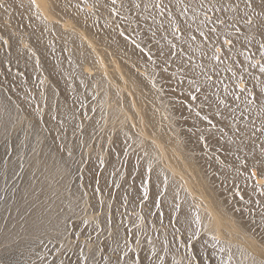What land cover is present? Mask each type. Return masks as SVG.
<instances>
[{"label": "rangeland", "instance_id": "obj_1", "mask_svg": "<svg viewBox=\"0 0 264 264\" xmlns=\"http://www.w3.org/2000/svg\"><path fill=\"white\" fill-rule=\"evenodd\" d=\"M247 3L248 0H115V3L106 0L105 5L110 8L106 6L107 11L101 14L103 19L93 24L96 31L103 33L105 27L114 28L123 34L119 43L128 37L132 49L125 51L119 44V52L110 47L111 44H101L97 34L93 36L100 41L97 45L105 50L103 53L109 63L107 51H113L112 57L120 63L124 62L123 58H130L139 68L154 72L155 88L169 101L168 109L183 117L182 124L179 118L172 124L176 128L182 126L185 137L199 141L202 150L214 148L224 156L229 168L225 171L227 185L233 187L234 183H241L250 198L241 199L242 190L234 195L240 198L238 202L250 218L260 219L264 212V165L256 164L255 176L252 172L264 147V92L261 91L264 72L260 70L264 66V48H261L264 34L257 27L261 18L255 14L260 12L256 0H252L251 7ZM55 12L58 24L70 18L61 10ZM5 16L0 9V22L5 21ZM249 19L251 24L247 23ZM53 37L58 39L54 34ZM105 37L110 39V36ZM68 50L69 47L57 49V57H54L55 52L52 55L41 48L39 59L50 58L54 63ZM16 69L27 80L22 84L17 81L15 86L30 87L25 92L33 93V98L59 85L54 81L55 74L49 75L48 84L43 86L38 79L29 77L25 69ZM3 74L4 71L0 75ZM190 84L193 89L187 87ZM10 87L13 88L12 83ZM199 95L209 98L201 102ZM193 96L196 99H192ZM101 98L72 103L82 125L86 122L78 128L81 132L77 130V135H66L60 122L51 124L50 132L46 127L41 136L33 135L32 142L36 138L38 144L25 152V159L29 157L31 165H37L43 181L36 184L34 191L27 192L22 202L10 189L9 192L4 190L5 195L0 197V264H115L117 257L120 264L125 261L131 264L137 255L140 264H154L152 257L162 264H189L194 257L189 247L183 246V233L151 173L149 180L148 168L158 160V147L148 136L144 140L137 138L133 147H111L106 141L108 133L99 131L98 122L109 117L108 123L121 119L116 112L111 111V119V114L101 111ZM213 104L217 107L215 112L211 110ZM19 112L10 119L11 122L14 118L17 120V127H21ZM29 112L26 110L25 115ZM99 114L102 119L98 117L97 124L89 123L92 116ZM188 115L197 116V123L218 135L215 145L211 138L201 139L198 131L190 127L195 121L188 119ZM163 127L158 124L156 129L167 134L165 137L169 136V130ZM17 132L19 136L20 131ZM236 132L243 140L239 142L238 151L228 147ZM23 166L19 168L18 177L26 169ZM257 176L263 184L256 185ZM72 194H78L84 204L80 216L71 220L72 224L61 230L46 229L39 233L31 230L34 212L40 203L49 209L56 200ZM5 196L10 199L9 203L5 202L7 199L4 201ZM194 258L199 264V258L196 255ZM248 259L244 264H253L247 262ZM206 262L212 263L211 260Z\"/></svg>", "mask_w": 264, "mask_h": 264}, {"label": "bare ground", "instance_id": "obj_2", "mask_svg": "<svg viewBox=\"0 0 264 264\" xmlns=\"http://www.w3.org/2000/svg\"><path fill=\"white\" fill-rule=\"evenodd\" d=\"M105 2L106 0H36L33 4L31 0H0V4L4 5L0 9L7 15L4 17L5 21L0 22V74L4 71L3 76L0 75V197L5 195L4 190H12L18 197L17 200L22 202L26 193L34 191L36 184L43 181L37 165H31L29 157L25 159V152L38 144L36 138L33 140L35 142H32L36 133L41 136L46 127L50 132V128H53L51 124L60 122L66 129V135H77L82 121L75 115L72 103L88 99L95 101L102 97L101 111L106 115L111 114V111L116 112L121 119L119 122H114L113 119L112 123H108L109 120L107 122L106 119L109 117L98 122L99 131L108 133L106 141H109L111 147H133L137 138L144 140L147 136L150 142L154 141L153 144L158 147V160L151 165V175L158 182L155 185L161 188L164 200L177 220L178 229L183 233V246L186 249L189 247L193 255L199 258V264H208L207 260H211V264H244L247 258V262L253 263V257L259 264L264 260V256L260 255L250 239L243 235L228 237L221 232L218 234L220 242H217L212 238L216 233L209 230L205 208L217 201L227 212L239 209V212L233 213L236 220L250 222V216L238 202L241 196L248 199L250 194H245L239 182L234 183L233 187L227 185L225 171H229V168L224 162V156L218 154L214 148L202 150L199 141L185 137L182 126L176 128L175 124H172L178 118L182 124L183 117L168 109L169 101L153 86L154 72L139 68L130 58H123L124 62L120 63L112 57L115 55L113 51H107L110 63L106 61L105 50L102 51L97 45L99 40L101 44L104 42L103 45L111 44L110 47L119 52V44L125 51H131L133 45L128 37L123 43H119L123 34L109 26L104 28L103 33L96 31L97 28L93 24L98 19H103L101 14L107 11L106 6L109 7ZM36 5H39V9ZM56 9L69 14L70 18H64L58 24ZM18 25H21L22 29ZM53 34L58 37L57 40H54ZM95 34L99 40L94 38ZM105 36H110L111 40ZM164 42L167 43V39ZM71 43L77 47L70 45ZM67 47L71 54H68L69 50L62 53L54 63L50 58L39 59L41 48H46L52 55L55 52L54 57H57L56 50ZM78 49L83 50V53ZM16 68L23 71L25 69L29 77L38 79L43 86L46 82L48 84V76L55 74L54 81L59 85H54L43 95L39 94V98H33V93L25 92L30 87L21 89L15 86L17 81L22 84L27 80V77L19 75ZM23 71L22 74H25ZM39 74H42L41 78ZM187 87L194 88L192 84ZM199 97L201 102H206L209 98L203 95ZM216 108L213 104L211 110L215 112ZM14 110L21 114V127H17L15 118V122L10 120L14 114H18L14 113ZM26 110L30 112L25 115ZM92 111L94 113V109ZM101 115L92 116L89 123L97 124L98 117L102 119ZM187 118L195 121L190 123V127L198 131L200 137H209L214 145L217 143L218 135L203 124L197 123V116L188 115ZM158 124L169 130V136L165 137L167 134L156 129ZM17 131H20L19 136ZM233 139L228 147L238 151L242 137L236 132ZM219 140L222 141L220 138ZM111 141L115 142V145H112ZM33 152L29 153L32 155ZM23 165L26 169H23L18 177L19 168ZM165 177L167 191H164ZM23 178L27 181L26 184ZM257 184H263V180L258 176ZM238 190L244 192V195L242 192L239 194L240 198L234 195ZM9 200L5 196L4 201L9 203ZM176 205H179V210ZM81 206L84 204L78 194L56 200L49 209L43 208L44 203H40L34 212L31 230L39 233L46 229H64L68 224H72L71 220L75 216H80ZM197 211L202 221L200 227L195 222ZM255 220L259 222V219ZM85 228L87 231L91 230L89 227ZM152 260L154 264H162L156 257H152Z\"/></svg>", "mask_w": 264, "mask_h": 264}, {"label": "snow or ice", "instance_id": "obj_3", "mask_svg": "<svg viewBox=\"0 0 264 264\" xmlns=\"http://www.w3.org/2000/svg\"><path fill=\"white\" fill-rule=\"evenodd\" d=\"M31 2L35 4L36 0H31ZM113 3H115V0H113ZM247 6L248 7L252 6V0H248ZM256 6L260 9V12L255 14L261 18L259 20L257 27L259 30H261V33L264 34V0H256ZM0 7H4V5L0 4ZM36 7L37 9H39V5H36ZM253 11L255 12V10ZM220 22L223 23V21ZM247 23L251 24L252 20L249 19ZM201 35H203V33H201ZM225 43H230V42L225 41ZM261 48H264V44L261 45ZM217 51H219V49H217ZM216 58L219 59V57ZM260 70L261 72H264V66H261ZM153 86L155 87V83H153ZM261 91L264 92V89H262ZM192 99H196V97L193 96ZM221 103H223V101H221ZM204 119H207V117H204ZM209 123L211 122L209 121ZM201 139H203V137H201ZM205 147H207V145H205ZM69 155H71V153H69ZM256 164L264 165V147H262L261 149V159L255 161L253 164V172H252L253 176L256 175L255 172ZM150 173H151V166H149L148 168L149 180L151 179ZM164 191H167V177H165ZM162 194L163 193H161V195ZM147 196H148V190L147 188H145L144 197L147 198ZM241 199H243V197H241ZM101 203L103 202L101 201ZM176 208L177 210H179V205H176ZM239 211H240L239 209H233L232 212H227L220 207L218 201L215 204L209 205L208 207L205 208V212L208 219L209 230L211 232L216 233L213 234L212 236L213 240L220 242L218 234L221 232L228 237H238L243 235L244 237L250 239L253 245L258 249L260 255L264 256V212H262L259 222H257L254 218H250V222H243L242 220L241 221L236 220L233 215V213ZM195 222L198 227L202 226V221L199 211H197L196 213ZM257 229H259V232H257ZM138 242L139 241H137V243ZM124 255L127 256V252H125ZM85 259L87 258L85 257ZM115 264H120L119 257H117ZM125 264H128V262L125 261ZM131 264H140V257L137 255V257L131 261ZM189 264H196L194 257L192 258V260L189 261ZM253 264H257L254 257H253ZM259 264H264V260H261Z\"/></svg>", "mask_w": 264, "mask_h": 264}]
</instances>
